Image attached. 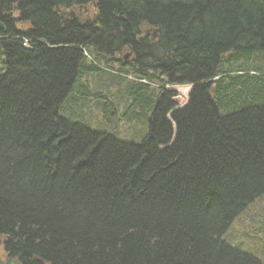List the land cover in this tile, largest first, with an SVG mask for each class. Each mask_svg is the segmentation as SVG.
<instances>
[{
    "label": "trees",
    "instance_id": "obj_1",
    "mask_svg": "<svg viewBox=\"0 0 264 264\" xmlns=\"http://www.w3.org/2000/svg\"><path fill=\"white\" fill-rule=\"evenodd\" d=\"M0 24L8 258L263 264L225 236L264 199V0H0ZM93 106L142 142L61 114Z\"/></svg>",
    "mask_w": 264,
    "mask_h": 264
},
{
    "label": "rangeland",
    "instance_id": "obj_2",
    "mask_svg": "<svg viewBox=\"0 0 264 264\" xmlns=\"http://www.w3.org/2000/svg\"><path fill=\"white\" fill-rule=\"evenodd\" d=\"M78 11V9H76ZM190 86H177L170 90L176 93V102L180 107L188 101ZM84 116L77 119L74 112H62V116L79 122L94 132H104L116 136L127 143H141L146 135L145 128L137 120H129L128 115L123 116L122 111H117V116L105 115L98 107L85 110ZM80 120V121H77ZM225 240L242 252L253 255L264 264V199L258 201L240 220L233 223ZM0 264H18L15 259L8 258L0 245Z\"/></svg>",
    "mask_w": 264,
    "mask_h": 264
},
{
    "label": "water",
    "instance_id": "obj_3",
    "mask_svg": "<svg viewBox=\"0 0 264 264\" xmlns=\"http://www.w3.org/2000/svg\"><path fill=\"white\" fill-rule=\"evenodd\" d=\"M70 15H71V17L73 18L74 16H75V13L74 12H70ZM2 26H1V24H0V28H1ZM129 58V55H126V56H124V59L125 60H127Z\"/></svg>",
    "mask_w": 264,
    "mask_h": 264
}]
</instances>
